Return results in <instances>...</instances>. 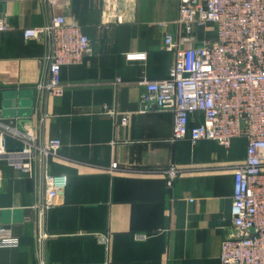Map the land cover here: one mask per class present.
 Masks as SVG:
<instances>
[{
  "label": "crops",
  "instance_id": "obj_1",
  "mask_svg": "<svg viewBox=\"0 0 264 264\" xmlns=\"http://www.w3.org/2000/svg\"><path fill=\"white\" fill-rule=\"evenodd\" d=\"M179 3L0 0V19L9 25L0 31V109L17 136L9 149H20L27 133L62 141L50 171L67 177V186L43 222L48 264H220L232 227L233 167L246 157V139L229 148L209 140L171 142L172 112H139L142 79L167 78L175 62L176 53L164 49L165 35L185 36L176 24ZM54 14L79 23L92 41L91 55L62 68L59 97L37 89L47 73V42L26 41L23 33ZM208 28V36L195 32L193 44L212 36ZM135 53L145 58L130 59ZM43 114L49 116L42 125ZM173 163L182 174L169 187L158 171ZM44 196L39 163L31 177L0 159V228L20 241L0 248V264H38L36 205Z\"/></svg>",
  "mask_w": 264,
  "mask_h": 264
},
{
  "label": "built area",
  "instance_id": "obj_2",
  "mask_svg": "<svg viewBox=\"0 0 264 264\" xmlns=\"http://www.w3.org/2000/svg\"><path fill=\"white\" fill-rule=\"evenodd\" d=\"M176 24L185 36L176 41L167 33L164 38V49L176 53L175 62L167 78L142 79L145 90L139 112H172L171 142L189 139L197 144L209 140L229 148L234 139H246V157L233 167L232 227L221 244L220 264H264V0H180ZM206 26L211 27L212 36L193 44L195 32ZM8 29L6 19H0V31ZM23 33L26 41L45 40L48 44L43 59L47 73L38 83V91L62 96V68L81 64L91 55V39L79 23L62 14H54L45 25ZM129 58L143 59L145 54H130ZM103 108L106 114H113L109 106ZM48 116L42 115V125ZM11 137L17 136L3 123L0 109V159L31 177L36 174L37 163L40 165L45 196L36 205L42 221L37 259L38 264H48L50 235L43 222L67 186V177L50 171V159L59 156L62 141L27 133L19 137L23 146L11 151ZM110 168L117 170L118 163L113 162ZM158 172L172 187L182 168L173 163ZM102 239L108 242L106 237ZM19 245L11 229L0 228V248Z\"/></svg>",
  "mask_w": 264,
  "mask_h": 264
},
{
  "label": "rangeland",
  "instance_id": "obj_3",
  "mask_svg": "<svg viewBox=\"0 0 264 264\" xmlns=\"http://www.w3.org/2000/svg\"><path fill=\"white\" fill-rule=\"evenodd\" d=\"M201 31H202L201 33L202 35L204 34L205 36H208L210 29L208 28V26H206V27H202Z\"/></svg>",
  "mask_w": 264,
  "mask_h": 264
}]
</instances>
